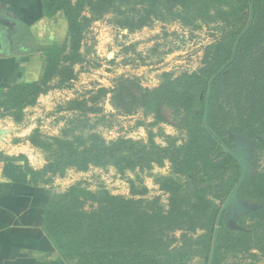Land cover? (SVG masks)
Segmentation results:
<instances>
[{
	"label": "rangeland",
	"instance_id": "obj_1",
	"mask_svg": "<svg viewBox=\"0 0 264 264\" xmlns=\"http://www.w3.org/2000/svg\"><path fill=\"white\" fill-rule=\"evenodd\" d=\"M233 1L87 2L76 61L71 64L66 49L60 75L49 80L38 110L27 117L30 157L23 162L34 174L29 181L51 196L69 193L91 204L90 194L108 193L135 200L139 209L168 213L155 233L162 234V224L177 229L156 243L176 247L179 264H208L201 246L215 235L217 217L241 175L226 164L222 144L235 148L245 176L220 229L241 228L237 221L262 207L257 198L264 191V136L241 131L245 125L264 130V17L238 39L231 61L232 38L246 22V11ZM48 27L42 38L11 27V56L41 59L44 46L62 44L68 35L62 15ZM202 99L207 122L189 144L183 116L196 112ZM259 211L252 212L254 222L264 227ZM249 239L252 251L236 257V264H264V251L257 252L258 239L264 248V230ZM133 252L113 262L107 249L105 262L162 264L163 256L149 258L153 253L141 250L129 260ZM223 252L222 264H232L229 243Z\"/></svg>",
	"mask_w": 264,
	"mask_h": 264
},
{
	"label": "trees",
	"instance_id": "obj_2",
	"mask_svg": "<svg viewBox=\"0 0 264 264\" xmlns=\"http://www.w3.org/2000/svg\"><path fill=\"white\" fill-rule=\"evenodd\" d=\"M87 2L90 3V0H40L42 18L52 20L58 14L62 15L68 34L67 38L62 44L54 43L44 46L39 50L44 64V71L38 82L15 83L7 90H0V110L12 112V117L22 115L21 111L23 109L32 106L37 98L46 92L45 87L49 80L53 79L56 75H60L61 71H58V68L64 58L67 57L65 56L66 49L69 48L73 54L71 64L76 61L81 41L80 20ZM232 3L246 11V22L243 32L247 29L250 22L251 6L252 21L247 31L252 30L258 19L260 20V18L264 17V0H234ZM177 5L180 6L179 3ZM243 32L236 39L232 38L231 48L233 51L235 44L237 43L238 45V39L241 38ZM224 37H226V34ZM212 83L211 81L209 82L208 91L210 84L212 87ZM206 107L207 101L202 99L198 102L196 112H185L183 116V120L188 121L189 144L190 142L195 143L197 141L203 127L206 125ZM262 128V126H259L252 129L248 125H245L241 131H246L252 137L257 133H261L264 136ZM260 144L264 145V138L260 141ZM226 147L239 160H242L236 154L234 147ZM224 160L226 164L239 173V170H241L240 165L230 154L226 153ZM27 174L31 178L34 176L32 172L27 171ZM237 177L238 175L236 176V180ZM261 177H264V172L261 173ZM29 183L36 185L30 181ZM102 195L103 197L101 198L98 194H90L91 204H89L88 199L82 200L81 198L72 197L69 193L53 194L49 199L44 213L42 230L65 264H70L69 262L73 260L76 261V264H106L104 252L107 249L111 250L110 256L113 258V262L119 260L121 254L125 251H137L136 253L133 252L129 259L134 260L136 257H139L138 251L141 250L153 253L146 255L149 258H155L157 255L163 256V259L158 260L162 264H179V254L176 247L170 248L169 246L157 244L155 241L156 238L164 241L165 239H162L164 236L177 229V227H173L171 230V228L162 224L164 225L162 234L157 235L155 233L156 227L161 225V220L168 213H155L145 208L139 209L135 207L137 203L135 200L127 201L122 197L111 196L108 193H103ZM257 203L262 205V207L259 209L260 211L255 210L252 211L253 213L264 210V191L258 196ZM252 212L245 214L243 218L241 217L237 221L238 226L243 229L239 228L232 231L224 227L222 231L220 226H223L224 222L220 220L212 264H222L223 251L227 243L231 245L232 264H236V257L245 256L247 252L252 251L253 248L250 245L253 241L249 238L255 232L261 229L264 230L262 224L254 222L256 218ZM247 221L250 225L247 224ZM252 230H255V232H252ZM213 240L214 236L211 234L208 241L204 242L203 246H201L202 252H208L209 258ZM257 243L259 245L257 246V252L262 254L264 251L261 244L262 240L258 239ZM154 253L156 254L154 255ZM164 258L176 259L169 261Z\"/></svg>",
	"mask_w": 264,
	"mask_h": 264
},
{
	"label": "crops",
	"instance_id": "obj_3",
	"mask_svg": "<svg viewBox=\"0 0 264 264\" xmlns=\"http://www.w3.org/2000/svg\"><path fill=\"white\" fill-rule=\"evenodd\" d=\"M51 21L42 18L40 0H0V90L38 82L44 71L39 57L11 56L10 28L17 25L16 34L29 31L42 38ZM40 96L33 107L21 111L18 123L11 120L12 112L0 110V264H65L42 230L52 192L29 183L23 162L30 157L27 117L38 110Z\"/></svg>",
	"mask_w": 264,
	"mask_h": 264
},
{
	"label": "water",
	"instance_id": "obj_4",
	"mask_svg": "<svg viewBox=\"0 0 264 264\" xmlns=\"http://www.w3.org/2000/svg\"><path fill=\"white\" fill-rule=\"evenodd\" d=\"M250 14H251V18H250V22H249V25L247 27V29L249 28L250 24H251V21H252V6L250 7ZM247 29L243 32V34L241 35V37L246 33ZM236 48H237V43L235 44L234 46V52H233V57L231 59V61L234 59V56H235V52H236ZM223 69V68H222ZM221 70H219L218 73H220ZM217 75V74H216ZM215 75V77H216ZM212 83V81H211ZM210 88H211V84H210ZM210 88H209V91H208V95L210 93ZM222 147L224 148V150L226 151L227 154H230L237 162L238 164L240 165V168H241V175H240V179L237 183V185L235 186V188L233 189L232 193L230 194V196L228 197V199L226 200L225 204L223 205L222 207V210L221 212L219 213L218 217H217V224H216V229H215V235H214V240H213V246H212V250H211V253H210V258H209V263L208 264H212V260H213V256H214V248H215V243H216V234L219 230V224H220V220H221V216H222V213L223 211L229 207L231 205V203L233 202V198L235 197L243 179H244V176H245V170H244V167H243V164L241 163V161L237 158L236 155L233 154V152L228 149L224 144H222Z\"/></svg>",
	"mask_w": 264,
	"mask_h": 264
},
{
	"label": "flooded vegetation",
	"instance_id": "obj_5",
	"mask_svg": "<svg viewBox=\"0 0 264 264\" xmlns=\"http://www.w3.org/2000/svg\"><path fill=\"white\" fill-rule=\"evenodd\" d=\"M16 36V35H15Z\"/></svg>",
	"mask_w": 264,
	"mask_h": 264
}]
</instances>
